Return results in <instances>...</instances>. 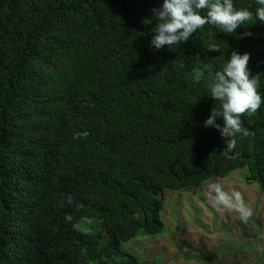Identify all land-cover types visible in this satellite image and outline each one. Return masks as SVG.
Wrapping results in <instances>:
<instances>
[{
    "label": "trees",
    "instance_id": "trees-1",
    "mask_svg": "<svg viewBox=\"0 0 264 264\" xmlns=\"http://www.w3.org/2000/svg\"><path fill=\"white\" fill-rule=\"evenodd\" d=\"M163 2L0 0V264H141L122 245L164 234L166 192L237 171L264 191V103L225 151L192 71L248 53L264 99V23L156 49Z\"/></svg>",
    "mask_w": 264,
    "mask_h": 264
},
{
    "label": "clouds",
    "instance_id": "clouds-1",
    "mask_svg": "<svg viewBox=\"0 0 264 264\" xmlns=\"http://www.w3.org/2000/svg\"><path fill=\"white\" fill-rule=\"evenodd\" d=\"M259 5L255 12L248 8H236L233 0H164L162 10L156 11L159 23L153 30L155 35L151 46L163 49L173 45L184 44L192 35L205 25L211 24L227 35L236 33L241 26L256 20L264 23V0H256ZM206 10V14L202 12ZM251 35V33H246ZM209 51L220 52L217 44L209 46ZM250 54L231 52V58L220 70H213L197 57L192 71L197 75L206 72L210 80L209 91L215 101H220V110L215 107L205 121V127H215L226 139L225 151L233 152L237 146L236 137H247L248 130L243 126L241 117L251 116L264 103L258 93V80L251 76L248 68ZM223 120V126L217 123ZM205 196L213 208L221 215L225 210L235 211L243 222L253 215L250 205L245 202L241 191L227 190L220 182L210 183ZM86 253V249L82 250Z\"/></svg>",
    "mask_w": 264,
    "mask_h": 264
},
{
    "label": "rangeland",
    "instance_id": "rangeland-1",
    "mask_svg": "<svg viewBox=\"0 0 264 264\" xmlns=\"http://www.w3.org/2000/svg\"><path fill=\"white\" fill-rule=\"evenodd\" d=\"M244 174L237 171L197 189L166 192L164 234L140 236L123 244L122 250L137 256L141 264H264V191L257 184L246 185ZM217 181L229 191L242 192L253 210L247 222L234 210L221 215L209 203L205 192Z\"/></svg>",
    "mask_w": 264,
    "mask_h": 264
}]
</instances>
